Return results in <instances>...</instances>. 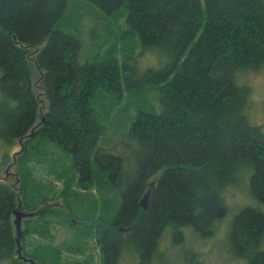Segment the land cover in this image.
Wrapping results in <instances>:
<instances>
[{
  "label": "trees",
  "instance_id": "obj_1",
  "mask_svg": "<svg viewBox=\"0 0 264 264\" xmlns=\"http://www.w3.org/2000/svg\"><path fill=\"white\" fill-rule=\"evenodd\" d=\"M71 1L0 0V171L16 142L45 138L71 157L79 186L103 174L116 192L96 227L102 263L171 264L172 245L190 247L187 230L210 237L228 216L226 194L240 176H249L252 196L264 204V134L246 114L251 88L244 81L264 68V0H81L123 17L135 44L121 62L83 58L80 30L66 15ZM151 53L159 64L140 72L137 62ZM155 88L158 110L129 103L126 138L138 151L126 180L125 158L99 146L105 126L93 103L102 89L134 99ZM24 147L13 165L27 192ZM19 205L15 188L0 182V263L32 264L17 254ZM231 224L232 255L264 264V213L247 207ZM186 255L172 264H207L196 250Z\"/></svg>",
  "mask_w": 264,
  "mask_h": 264
},
{
  "label": "rangeland",
  "instance_id": "obj_2",
  "mask_svg": "<svg viewBox=\"0 0 264 264\" xmlns=\"http://www.w3.org/2000/svg\"><path fill=\"white\" fill-rule=\"evenodd\" d=\"M78 6H82L81 15L77 10ZM68 14H72L71 25L80 30V34L74 29L70 31L80 37L83 45L82 55L88 61H105L114 56L121 62L123 49L131 48V45L135 44L133 38L129 39L121 16H107L98 8L91 7L81 0H72L69 3L66 11V15ZM79 15L80 27L77 20ZM138 48L141 53L140 46ZM158 64V58L151 53L142 57L136 68L143 72ZM40 78L41 74L35 70L34 90L41 99L43 97ZM244 81L251 88L246 114L250 123L260 127L264 134V68L258 72H250ZM136 100H140V106L145 109L158 110L160 106L156 88L144 95L138 94L134 99L126 93L118 99L116 94L102 89L98 90L93 103L99 120L105 126L99 146L125 158L126 180L132 179L134 175L138 151L137 146L134 143L130 146L126 138L134 117L133 108L129 103ZM27 140L28 138L21 143L27 151L24 158L26 175L29 177L27 192H24L20 180L18 181V167L13 165L22 148L20 141L11 147L9 163L0 171V182L15 188L20 196L21 211L27 214L22 220L24 240L21 238V245L24 257L31 258L36 264H103L96 233L97 222L100 218H108L106 202L117 196L109 187L106 175L95 174L91 184L82 188L79 186V174L73 169L71 157L67 153L45 138L36 139L29 145H26ZM226 197L230 207L229 214L216 224L210 237L203 238L187 230L190 247L176 249L172 245V256L166 255V258H163H170L172 264L177 260L183 261L189 251L196 250L201 260L207 264H247L230 252L231 223L235 215L247 207L258 208L264 213V204H260L252 196L247 175L239 177L238 183L230 187ZM50 204L58 206L48 212L45 209L49 208ZM15 219L13 216V222ZM71 224H75V227ZM13 229L16 234L15 226ZM122 263L131 264L128 257H124Z\"/></svg>",
  "mask_w": 264,
  "mask_h": 264
},
{
  "label": "water",
  "instance_id": "obj_3",
  "mask_svg": "<svg viewBox=\"0 0 264 264\" xmlns=\"http://www.w3.org/2000/svg\"><path fill=\"white\" fill-rule=\"evenodd\" d=\"M40 82V80H39ZM155 185V182L153 181L151 183V186L153 187ZM149 197H150V191H148V193L143 197L140 205L142 208H144L145 210L147 209V203H148V200H149ZM58 204H50L49 205V208H54V207H57ZM22 210V205L20 204L17 208V211L14 212V215L16 217L15 221H14V225L16 227V235H15V239H16V242H17V254L19 255V258L24 260V261H27V262H30L32 264H36L34 262V260L32 259H27L26 257L23 256V246L21 245V238H22V220L24 218L27 217V214L24 213ZM122 230V229H121ZM126 231H129V230H126Z\"/></svg>",
  "mask_w": 264,
  "mask_h": 264
}]
</instances>
